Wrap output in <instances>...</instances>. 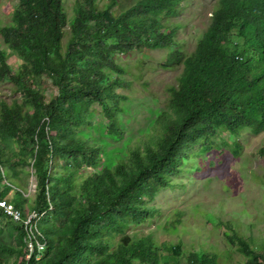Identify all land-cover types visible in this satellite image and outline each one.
<instances>
[{
	"label": "trees",
	"instance_id": "1",
	"mask_svg": "<svg viewBox=\"0 0 264 264\" xmlns=\"http://www.w3.org/2000/svg\"><path fill=\"white\" fill-rule=\"evenodd\" d=\"M98 1L75 0L69 20L63 0H16L0 25L9 49L0 48V85L20 96L0 100V200L44 213L37 237L46 246L29 264H225L223 253H186L181 243L127 231L156 216L151 204L197 146L218 153L228 141L215 137L264 134V0H216L189 53L178 40L182 24L161 22L185 0H105V9ZM145 48L171 49L162 66L184 70L148 134L132 144L121 116L129 98L118 93L131 83L118 59ZM46 79L57 90L49 100ZM94 131L106 139L100 145L90 142ZM230 239L242 264H264V238ZM26 251L24 226L0 211V264H25Z\"/></svg>",
	"mask_w": 264,
	"mask_h": 264
},
{
	"label": "rangeland",
	"instance_id": "2",
	"mask_svg": "<svg viewBox=\"0 0 264 264\" xmlns=\"http://www.w3.org/2000/svg\"><path fill=\"white\" fill-rule=\"evenodd\" d=\"M63 1L70 20L74 15L75 0ZM215 1L185 0L174 13L161 19L169 29L174 24H182L178 34L182 50L187 53L195 50L208 27ZM15 2L0 0V25L11 20ZM98 2L101 9L107 7L105 0ZM0 48L9 50L1 35ZM170 53L169 48L135 49L118 59V63L127 69L123 78L131 83L130 87L118 89V93L129 98L122 104L126 113L121 116L125 137L132 140V144L148 134L156 112L165 109L170 99L171 86L178 85L184 64L163 67V64L168 65ZM10 63L17 69L19 57L13 54ZM42 89L48 100L57 91L48 79L44 80ZM14 90L11 85H0V100L19 99ZM93 110L97 122L106 125L100 106L94 105ZM91 138L90 142L97 145L106 140L97 131ZM221 138L228 141V145L218 148V153L202 154L200 146L189 152L190 158L181 165V172L172 176V186L162 191L151 204L157 210L156 216L144 224L131 226L127 231L129 235L151 236L158 244L181 243L186 253H223L225 264L243 263L244 256L235 250L230 236L251 237L257 244L264 238V157H260L264 134L258 136L248 129L239 137L225 133L214 139L221 144ZM235 143L240 149L234 147ZM119 146L120 141L111 147ZM195 152L198 154L194 155ZM26 189L27 195H34L33 176L27 177Z\"/></svg>",
	"mask_w": 264,
	"mask_h": 264
},
{
	"label": "built area",
	"instance_id": "3",
	"mask_svg": "<svg viewBox=\"0 0 264 264\" xmlns=\"http://www.w3.org/2000/svg\"><path fill=\"white\" fill-rule=\"evenodd\" d=\"M0 211L15 222L22 224L27 232L25 264H29V259L34 254L40 257L41 252L45 249L46 243L37 237L38 221L42 218L44 213H39L35 210L24 212L21 208L16 207L12 203H7L5 200H0Z\"/></svg>",
	"mask_w": 264,
	"mask_h": 264
},
{
	"label": "bare ground",
	"instance_id": "4",
	"mask_svg": "<svg viewBox=\"0 0 264 264\" xmlns=\"http://www.w3.org/2000/svg\"><path fill=\"white\" fill-rule=\"evenodd\" d=\"M31 211V210H30Z\"/></svg>",
	"mask_w": 264,
	"mask_h": 264
}]
</instances>
